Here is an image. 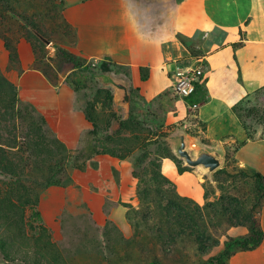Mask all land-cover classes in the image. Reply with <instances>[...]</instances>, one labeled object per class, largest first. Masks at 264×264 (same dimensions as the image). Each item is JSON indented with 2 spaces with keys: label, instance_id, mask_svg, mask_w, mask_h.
<instances>
[{
  "label": "crops",
  "instance_id": "obj_1",
  "mask_svg": "<svg viewBox=\"0 0 264 264\" xmlns=\"http://www.w3.org/2000/svg\"><path fill=\"white\" fill-rule=\"evenodd\" d=\"M59 13L53 36L47 37L52 50L65 49L99 68L102 63L114 66L113 72L102 73L101 86L110 90L112 98L110 135L121 122L131 123L132 115L141 114L167 127L181 126L170 137L183 131L189 141L225 157L231 154L238 165L264 176V128L250 131L237 114L244 101L264 91V0H64ZM18 41L19 66L11 74L19 96L45 118L70 155L89 151L81 168L68 170L79 189L76 197L88 206L98 225L111 221L129 237L132 226L126 204L138 200L139 180L133 173L139 150L121 156L105 152L103 141L88 144L90 136L104 132L103 121L87 119L88 103L79 101L75 86L65 77L55 83L33 69L32 43L25 38ZM0 51V66L6 70L10 52L3 43ZM177 67L203 71L205 97L181 99L174 94ZM116 84L126 89L128 99ZM100 108L96 106L97 111ZM191 110L197 122L191 125L198 129L195 135L186 128ZM171 142L172 154L160 158L162 175L178 195L204 202L199 171L179 168ZM51 187H62L64 196H71L67 183ZM260 221L264 232V211ZM247 232L232 228L228 236ZM229 264H264V240L253 251H237Z\"/></svg>",
  "mask_w": 264,
  "mask_h": 264
},
{
  "label": "rangeland",
  "instance_id": "obj_2",
  "mask_svg": "<svg viewBox=\"0 0 264 264\" xmlns=\"http://www.w3.org/2000/svg\"><path fill=\"white\" fill-rule=\"evenodd\" d=\"M63 5L64 0H0V46L3 43L5 47L3 37L6 36H12L16 40L12 39V43L17 44L19 34L22 36L21 32L23 33L19 26L27 30H24L23 34L30 38L32 48L41 50L40 55L45 58L43 64L52 67L53 72L50 71L52 80L57 83L65 77L68 83L75 86L79 101L88 103L86 112L92 114L93 118L103 121L104 132L95 138L90 136L88 144L92 145L93 141L97 140L103 141L105 152L121 156L139 150L134 157L135 170L146 177L143 189L146 185L150 188L149 194L153 206L149 205L151 201L147 202V200H143L141 204L138 200L134 204H126L128 216L132 221V224L129 221L132 226V235L129 237H126L111 221L104 226L96 223L88 206L80 202V197H76L79 189L68 173L72 166L76 169L81 168L82 161L89 151L82 150L70 155L69 151L62 153L51 144L56 138L54 131L47 122L46 125L43 124L41 120L43 116L19 96L18 88L12 82L11 70H18L19 57H11V55L8 68L3 70L0 66V143L2 144L0 150H4L6 157L10 158L9 162L0 164L1 188L8 189L14 184H23L31 189L35 199L38 197L34 210L41 213L44 224L50 229L54 242L68 264H206L210 257L218 255L223 250L230 229L225 236L217 238L220 246L212 248L211 252L205 255L200 251V247L204 249L206 245L195 239L187 238L186 241L171 242L168 232L172 230L178 232L180 223L168 227L155 212L158 209L157 202L161 200L164 204L166 200L157 195V189L174 195L176 188L173 183L166 184L163 181L157 186L153 185L151 178L158 169L151 166V163L160 165L161 157L172 154L170 134L181 126L167 127L139 114L135 117L132 115V122L120 125L116 133L113 131L112 135L109 134L114 117L110 112L112 99L110 90L101 88L104 83L103 74L98 65L86 64L82 68L69 70L61 62L58 51L52 50V46H46L22 23V21L27 22L31 27L51 38L56 25L55 18L60 14ZM199 82H202L201 79ZM204 88L201 91L203 97L206 95ZM99 105L101 108L97 111L96 106ZM190 112L191 116L188 117L186 128L189 133L196 134L198 129L194 131L191 125L197 122L192 117L193 110ZM237 114L250 131L255 132L264 128V91L244 101L238 107ZM191 152L193 153L192 150ZM34 154L38 157L34 158ZM42 160L45 165L42 164ZM175 160L182 171H199L200 181L204 191L208 192V198L201 203L195 201L196 203L203 206L207 201L214 202L219 197L218 184L224 181L225 177L215 173L208 175L200 168L188 167L177 156ZM49 164L54 167V171L62 168L63 176L67 175L65 183L70 187L71 199L69 196H64L62 187L43 188L42 185L49 176L46 168ZM237 164L234 156H230L228 162L225 157L223 166H230L229 170H232ZM10 165L11 168H7ZM13 171L16 173L13 174ZM148 205L152 207L151 211L147 209ZM110 207L111 204H108L107 208ZM262 211L264 209L259 212V218ZM32 213L33 210L29 208L27 221L37 226L38 223L33 219ZM168 219L172 220V215ZM205 222L209 224L207 220ZM233 228L248 230L247 227L242 226ZM210 231L213 232L212 229ZM9 256L18 259L15 264L23 263V255L9 252ZM180 259L184 260V263H180ZM0 264H9L1 254Z\"/></svg>",
  "mask_w": 264,
  "mask_h": 264
},
{
  "label": "trees",
  "instance_id": "obj_3",
  "mask_svg": "<svg viewBox=\"0 0 264 264\" xmlns=\"http://www.w3.org/2000/svg\"><path fill=\"white\" fill-rule=\"evenodd\" d=\"M19 29L23 30V33L24 30L27 31L23 26H19ZM23 33L21 32L22 36L19 34L20 38L17 39L16 43L21 38L26 37ZM3 38L5 47L10 52L11 57H17V45H15V42L12 43L15 39L12 36ZM25 39L31 41L28 36ZM236 46H240V44ZM41 52V50L34 48L35 62L32 68L40 70L46 77H50L52 67L43 64L45 58L40 55ZM58 54L61 62L69 70L82 68L86 65L85 62L77 60L65 49L59 48ZM100 71L103 74L113 72L114 66L102 63ZM143 79H145V76H143ZM200 79L202 82L197 84L194 95L190 97L192 100L195 96L200 97L201 91L205 87L203 75ZM87 113V119L94 122L93 116L89 112ZM41 120L46 125V120L43 117ZM51 144L62 153L68 151L65 144L57 138H54ZM0 145L2 144L0 143ZM28 148L31 149V147ZM230 156L232 155H226V162L229 161ZM36 157L38 156L34 154V158ZM8 159L10 158L6 157L4 150H0V164L9 162ZM42 164L45 165L46 163L42 160ZM151 166L158 169L151 178L153 185L157 186L160 181L166 184L172 183L162 175L161 162L160 165L153 162ZM229 167L223 166L215 172V174H220L226 179L218 184L219 197L214 202L207 201L203 206L177 193L171 195L158 189L156 192L161 199H166L164 204L161 200L156 204L158 209L155 212L160 215L161 221L163 220L168 227L180 223L178 232L173 230L168 232V237L173 243L179 240L186 241L187 238L189 240L195 239L206 245L204 249L200 247V251L207 255L212 248L220 246V241L217 238L225 236L229 229L238 226L247 227L248 233L246 235L235 238L228 237L223 250L218 255L210 257L206 264H229L230 259L237 251H253L264 240V232L258 217L259 212L264 209V176L255 170L241 167L238 164L232 170H229ZM7 168H11V165ZM46 168L49 176L42 185L43 188L66 184L67 175L63 176L62 168L54 171V167L50 164ZM15 173L13 171V174ZM133 174L139 180L138 201L140 204L143 200L151 201L149 205L153 206L152 200H150V188L146 185L143 189V185L146 184V177L140 175L137 171H134ZM207 194L206 190L205 198H208ZM37 202L38 197L35 199L34 193L27 185L14 184L8 189H3L0 186V254L9 264L18 262V259H14L15 256H9V252L14 253V255L15 253L23 255L22 264H68L63 253L54 242L50 229L44 224L41 213L34 210ZM149 205L147 209L151 211L152 207ZM29 208L33 210L32 217L38 223L37 226H33L27 221V210ZM152 212L154 213V211ZM170 215L173 217L172 220L168 219ZM165 217H167L166 220H164ZM128 220L132 224L129 216ZM206 220L209 224L205 222ZM182 262L184 263V260L180 259V263Z\"/></svg>",
  "mask_w": 264,
  "mask_h": 264
},
{
  "label": "water",
  "instance_id": "obj_4",
  "mask_svg": "<svg viewBox=\"0 0 264 264\" xmlns=\"http://www.w3.org/2000/svg\"><path fill=\"white\" fill-rule=\"evenodd\" d=\"M32 33L39 38L46 46H50L51 41L40 33L38 30L34 29L27 22L22 21ZM107 82L111 79L107 77ZM112 82V81H111ZM118 85V84H116ZM124 91L126 99L129 98L126 89L118 85ZM170 140L174 142L175 155L184 161L185 165L191 168H200L204 173L211 175L220 169L225 160V156L208 146L197 144L195 141H189L186 134L183 131H178L176 134L170 137ZM193 150V153L191 152Z\"/></svg>",
  "mask_w": 264,
  "mask_h": 264
},
{
  "label": "built area",
  "instance_id": "obj_5",
  "mask_svg": "<svg viewBox=\"0 0 264 264\" xmlns=\"http://www.w3.org/2000/svg\"><path fill=\"white\" fill-rule=\"evenodd\" d=\"M203 71L200 68L186 70L177 67L172 77V90L181 99H188L194 95Z\"/></svg>",
  "mask_w": 264,
  "mask_h": 264
}]
</instances>
